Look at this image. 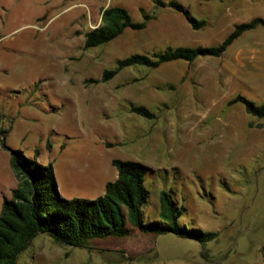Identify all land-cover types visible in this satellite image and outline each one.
Instances as JSON below:
<instances>
[{
    "label": "rangeland",
    "instance_id": "1",
    "mask_svg": "<svg viewBox=\"0 0 264 264\" xmlns=\"http://www.w3.org/2000/svg\"><path fill=\"white\" fill-rule=\"evenodd\" d=\"M174 1L205 26L194 30L153 0H0V208L17 184L9 149L51 163L66 198H95L116 177L113 159L134 160L149 167L145 222L159 220V195L170 191L181 226L217 236L132 229L75 247L38 233L16 264H264V118L227 104L237 94L264 101V26L220 57L127 67L100 81L133 53L217 45L235 24L264 19V0ZM110 5L133 21L142 9L154 18L84 49ZM139 105L155 118L131 111Z\"/></svg>",
    "mask_w": 264,
    "mask_h": 264
},
{
    "label": "trees",
    "instance_id": "2",
    "mask_svg": "<svg viewBox=\"0 0 264 264\" xmlns=\"http://www.w3.org/2000/svg\"><path fill=\"white\" fill-rule=\"evenodd\" d=\"M154 6L171 7L181 12L192 29L205 26L204 19H197L181 3L169 0H153ZM143 19L133 21L126 8L110 5L103 8L97 26L84 33V49L95 48L119 37L126 29L140 30L154 16L145 13ZM264 26V19L256 17L234 25L233 29L217 45L168 46L151 54L133 53L116 61L112 69H104L100 81L112 79L122 69L133 66L157 68L176 60L192 62L199 57H220L243 32ZM241 103L246 113L264 118V101L260 105L241 94L227 101L228 105ZM131 111L153 119L155 113L145 106H131ZM259 127L262 124H258ZM9 163L17 179L10 196L4 197L0 208V264H16L38 233H46L54 241L81 247L90 239L122 237L132 229L144 233H174L183 237H196L200 242L212 240L216 232H199L179 224L180 208L170 191L159 195L158 219L145 222L142 206L149 198L145 176L149 167L134 160L113 159L117 174L107 181L103 193L95 198H66L58 190L51 163L43 164L36 157L30 158L19 149H9ZM264 258V251H263Z\"/></svg>",
    "mask_w": 264,
    "mask_h": 264
}]
</instances>
